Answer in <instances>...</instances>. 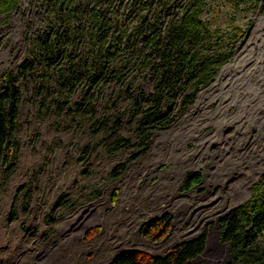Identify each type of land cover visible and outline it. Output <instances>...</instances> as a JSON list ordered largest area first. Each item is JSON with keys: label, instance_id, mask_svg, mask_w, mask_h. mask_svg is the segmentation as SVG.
<instances>
[{"label": "rangeland", "instance_id": "1", "mask_svg": "<svg viewBox=\"0 0 264 264\" xmlns=\"http://www.w3.org/2000/svg\"><path fill=\"white\" fill-rule=\"evenodd\" d=\"M72 1L83 20L108 5ZM184 1L168 3L167 15ZM56 5L18 0L0 12V90L8 73L21 91L13 168L0 160V264H107L125 250L163 254L202 232L206 248L192 264L228 260L219 221L264 174V0H204V55L231 57L192 101L160 95V119L150 118L159 91L152 60L139 66L124 51L116 70L106 60L96 70V43L85 37L59 69L49 65L34 44L64 30ZM28 58L35 67L24 75L18 67ZM190 173L200 179L184 187ZM164 215L171 221L162 238L142 232Z\"/></svg>", "mask_w": 264, "mask_h": 264}, {"label": "trees", "instance_id": "2", "mask_svg": "<svg viewBox=\"0 0 264 264\" xmlns=\"http://www.w3.org/2000/svg\"><path fill=\"white\" fill-rule=\"evenodd\" d=\"M17 1L0 0V12L11 11ZM175 1L178 0H104L107 6L102 5L101 11L83 20L80 9L72 0H57L58 22L65 26L64 30L57 26L54 37L53 33L40 36L34 45L38 44L41 56L56 68L61 58L68 57L70 45L85 37L96 43L99 64L96 70L101 68L104 60L108 61V72L116 70L114 61L124 51H128L130 57L136 55L139 66L152 60L159 91L149 100L156 109L150 118L160 119L158 110L163 94L173 95L172 100L177 102L181 93L180 97L186 96L187 102L192 101L199 86L207 85L219 66L231 57L230 52L216 50L204 55L211 45L210 39L206 40L210 31L200 17L204 0H185L181 11L169 17L166 6ZM34 67V62L28 58L18 69L20 73L30 75ZM188 89L191 93L186 95ZM20 95V87L5 73L0 90V160H4L9 171L13 168L14 154L10 136L16 124ZM199 179L200 173H190L183 186L189 187ZM170 221L169 215L158 217L144 223L142 232L162 238ZM219 224L220 238L229 245V259L212 264H264V174L254 187V195L231 208ZM206 244L207 233L202 232L174 244L163 254L125 250L107 264H192Z\"/></svg>", "mask_w": 264, "mask_h": 264}, {"label": "bare ground", "instance_id": "3", "mask_svg": "<svg viewBox=\"0 0 264 264\" xmlns=\"http://www.w3.org/2000/svg\"><path fill=\"white\" fill-rule=\"evenodd\" d=\"M2 218L4 219V216H2ZM5 221H1V225H0V237H2V238H0V243L2 242V243H4L3 241V238H4V235H5V230H6V228H5ZM74 232V231H73ZM8 240V239H7ZM100 252V251H99ZM84 257V256H83ZM101 257H102V255L101 254H99V255H97V258H96V260H95V262H99L100 260H101ZM82 259V258H81ZM86 259V258H85ZM84 258H83V260H82V264H84L85 262H86V260H85ZM87 263V262H86Z\"/></svg>", "mask_w": 264, "mask_h": 264}, {"label": "water", "instance_id": "4", "mask_svg": "<svg viewBox=\"0 0 264 264\" xmlns=\"http://www.w3.org/2000/svg\"><path fill=\"white\" fill-rule=\"evenodd\" d=\"M226 245H228V244H226Z\"/></svg>", "mask_w": 264, "mask_h": 264}]
</instances>
